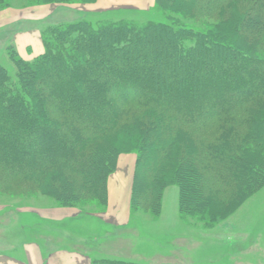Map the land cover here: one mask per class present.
Wrapping results in <instances>:
<instances>
[{"label": "trees", "instance_id": "obj_1", "mask_svg": "<svg viewBox=\"0 0 264 264\" xmlns=\"http://www.w3.org/2000/svg\"><path fill=\"white\" fill-rule=\"evenodd\" d=\"M157 5L162 22L53 28L43 36L44 55L15 57L17 87L0 66V171L7 179L32 181L61 206L88 196L106 207L108 178L128 149L122 145L133 143V211L158 207L170 177L182 205L197 210L209 208V183L220 180L239 194L263 184L262 145L239 152L245 138L220 134L238 116L264 114V0ZM214 21L230 32L220 39L206 31ZM256 146L258 165L249 160Z\"/></svg>", "mask_w": 264, "mask_h": 264}, {"label": "rangeland", "instance_id": "obj_2", "mask_svg": "<svg viewBox=\"0 0 264 264\" xmlns=\"http://www.w3.org/2000/svg\"><path fill=\"white\" fill-rule=\"evenodd\" d=\"M157 4L158 0H4L0 5V66L8 73L9 83L17 87L15 57L32 62L44 55L43 36L53 28L83 21L95 27L100 22L126 20L140 24L162 22L164 17ZM164 11L171 12L169 8ZM191 20L196 19L188 22ZM219 23L214 21L215 26L206 31L217 38L230 32L228 28H217ZM194 42L192 38L183 40L185 46ZM248 113L238 116L236 124H228L220 134L245 138L239 152L252 142L264 148V114L252 121ZM132 144L122 145L128 149L119 155L117 165L120 157L123 164L118 175L111 178L113 210H127L128 202L130 217L124 226L104 220L108 194L106 207L88 196L84 202L61 206L60 200L44 194L34 182L7 179L0 171V258L21 260L26 243L37 242L48 251L61 248L64 252L80 253L90 259V264L105 260L125 264H264V182L249 194L243 186L244 192L239 194L229 192V186L220 180L209 183V208L197 210L182 205L181 188L170 177L171 183L163 189L158 207L150 208L144 203L133 211L130 199L138 155L129 152ZM159 149L154 146L152 151ZM255 149L249 160L252 158L258 165L257 159L263 153L257 146ZM129 157L132 163L124 164ZM116 170L117 166L110 175H115ZM207 174L214 176L212 170ZM213 191L217 192L212 194ZM56 209H72L79 214L60 221L47 219Z\"/></svg>", "mask_w": 264, "mask_h": 264}, {"label": "crops", "instance_id": "obj_3", "mask_svg": "<svg viewBox=\"0 0 264 264\" xmlns=\"http://www.w3.org/2000/svg\"><path fill=\"white\" fill-rule=\"evenodd\" d=\"M43 48V46L41 47ZM124 162L127 163L130 161L132 163V159L129 157L128 159H125ZM123 158H119V162L117 165V170L115 172V175H110L108 180V195H109V206H108V212L105 215V219L107 220V223L114 226H124L127 224V220L130 217L129 213V206L128 202L125 203V206H127V210H113V195L111 190V178H114L116 175H118L119 170L121 168V165L123 164ZM136 163V159H135ZM123 184V183H122ZM125 195V202H126V192H124ZM130 207H131V199H130ZM66 212V213H65ZM79 214V213H78ZM78 214H74V211L72 209H56L55 212H53L52 217H46L47 219L53 220V221H60L62 218L66 216L75 217L78 216ZM23 258L15 259L13 257H1L0 258V264H90V259L82 256L80 253L77 252H64L63 249H57L53 251H48V249L41 247L40 243H26V247L23 248L22 252ZM47 257V258H46ZM47 259V260H45Z\"/></svg>", "mask_w": 264, "mask_h": 264}]
</instances>
